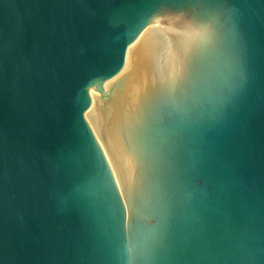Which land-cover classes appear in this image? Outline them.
Listing matches in <instances>:
<instances>
[{
  "label": "water",
  "instance_id": "water-1",
  "mask_svg": "<svg viewBox=\"0 0 264 264\" xmlns=\"http://www.w3.org/2000/svg\"><path fill=\"white\" fill-rule=\"evenodd\" d=\"M0 264H264V0H0Z\"/></svg>",
  "mask_w": 264,
  "mask_h": 264
}]
</instances>
